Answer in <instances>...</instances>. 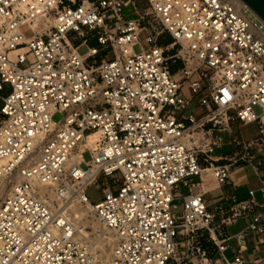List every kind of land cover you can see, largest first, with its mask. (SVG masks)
<instances>
[{
    "label": "built area",
    "instance_id": "built-area-1",
    "mask_svg": "<svg viewBox=\"0 0 264 264\" xmlns=\"http://www.w3.org/2000/svg\"><path fill=\"white\" fill-rule=\"evenodd\" d=\"M147 2L141 12L132 0H0V184L15 177L0 201V264H98L89 227L61 210L68 202L112 232L110 264H180V247L205 235L212 250L193 246L183 264H248L249 234L264 236V25L244 1ZM236 122H256L258 136L234 135ZM223 132L234 151L216 156ZM243 163L261 199L251 189L210 207L204 178L226 186ZM101 176L92 203L87 187ZM248 215L230 259L224 227Z\"/></svg>",
    "mask_w": 264,
    "mask_h": 264
},
{
    "label": "rangeland",
    "instance_id": "rangeland-1",
    "mask_svg": "<svg viewBox=\"0 0 264 264\" xmlns=\"http://www.w3.org/2000/svg\"><path fill=\"white\" fill-rule=\"evenodd\" d=\"M132 1L135 2V4L137 5V7L139 8V10L141 12L150 11L149 4H148L147 0H132ZM134 8H135L134 5L126 7L124 9V14H126V15L128 14V16H134L135 15V13H134L135 9ZM251 18L255 19L257 17L254 15V13H252ZM257 23L260 26H262V24H263L262 21L259 20L258 18H257ZM154 26H155V28H154L155 32L161 31L162 27L160 25L155 24ZM23 30L25 31L26 34L30 33V31L27 30L26 28H24ZM158 40H159L160 44H162L164 47H168L173 42V39L171 38L170 34H168L166 31H163L158 35ZM94 44H96V40L91 41L89 45H94ZM178 48H179L178 45H175L174 48H168V49H166V54L169 55V54L176 53ZM87 49H88L87 46H82L80 48V52L83 54L87 51ZM141 50H142V47L140 45L135 46L136 52H141ZM111 58H112L111 55L107 56V59H111ZM2 106H3V100L0 99V109ZM255 111L258 115L263 113V109L259 106H255ZM62 118H63V114H61L59 112H57L54 115V119L56 121H59ZM234 126H235V129L233 131V134L237 135V136H241L244 140L253 139L256 136H258V134H259V126L256 122H251V123L236 122L234 124ZM223 136L226 139V142L228 143L232 140L233 135H231V133L227 132L226 134H223ZM231 149H232V146L225 145L223 147V149L216 150V153L220 152V153L227 154L226 152L231 151ZM85 157H86V159L90 158L89 154H86ZM83 166L86 167L85 164ZM242 172L246 173L245 175L248 179H253L255 177V174L253 173V170L251 168H248L247 170L243 169ZM16 177H17V179H19L18 176H16ZM14 180H15L14 176L10 177L8 180L6 179V182H5L6 185L4 184L1 188L2 190H0V201L2 200L3 195L10 189L11 184ZM108 180H109L108 178L101 176L98 180V183L91 184L87 187V196L89 197V199L92 203H95V202L102 199L103 189L100 185L104 184ZM110 181L112 182V179H110ZM121 183H122V178H121ZM119 185H120V183L115 185L114 188L117 189ZM41 188H42L43 193H45L47 191V188H45V186H42ZM187 192H188V187L182 186L178 190V192L176 193V200L174 203L178 204V211H180L182 209V205H181L182 204V196L184 194H186ZM214 195H215L214 192L210 193L208 195V198L210 201L213 200ZM46 197L50 201H52V199H54L53 194L50 191L46 193ZM69 203L73 204V202H68L67 204H69ZM59 205H60V203H59ZM75 205H77L81 209L85 210L87 212V215L89 216V217H87V215H86L84 217V222L82 224L87 225L90 229L89 231L92 233V235H91L92 238L91 237L89 238V236H88L87 239L90 240L94 244L95 249L97 250V254H98L97 255V262H98V264H110V261L112 258V246H113V239H114L113 234H111L109 231H107V229L99 221H97L94 213L92 212V209H90L88 206L85 207V206H82L80 204H75ZM67 209H68V211H71V213H73V211L70 207H67ZM64 210H65V208H64ZM94 225H97V229H95ZM87 235H89V234L87 233ZM101 238L104 239L103 243L100 241ZM199 241H200L199 243H196L197 241L185 243V246L180 247L179 256H181V257L183 256L181 259L178 260V261H180V264H183L184 262H188V261H186L188 258L187 259L184 258V255L186 256L187 254H190L192 248H194L193 246H197L199 244V245H202V247H205V248L212 250L213 245L209 241V239L206 235L201 236L199 238ZM187 246H189V248H190L188 250V252H186ZM185 252H186V254H184ZM103 253L105 254V258H103ZM170 264H176V262L172 261ZM189 264H190V262H189Z\"/></svg>",
    "mask_w": 264,
    "mask_h": 264
},
{
    "label": "crops",
    "instance_id": "crops-1",
    "mask_svg": "<svg viewBox=\"0 0 264 264\" xmlns=\"http://www.w3.org/2000/svg\"><path fill=\"white\" fill-rule=\"evenodd\" d=\"M227 132H223L222 134H226ZM225 145L232 146L230 142H226L223 146L217 147L215 149L214 155L221 156L224 155V153L217 152L216 150L223 149ZM234 151V147L232 146L231 151L226 152L232 153ZM251 168L253 170V173L255 174V177L253 179H248L246 177V173H243V169ZM241 171V172H240ZM207 182H209L212 186L207 190V193L205 195L208 205L210 207H213L214 205H217L219 203H222L225 206H229V201L227 200L226 195H233L237 199H249L250 198V190H255V195L257 199H261V178L257 171L255 170L254 166L251 164H239L235 166L231 172L230 176V183L223 187H218L213 177L206 176L204 178ZM182 187V186H181ZM180 187V188H181ZM178 192V191H177ZM215 193L213 196V200L210 201L208 198V195L210 193ZM188 193V192H187ZM186 193V194H187ZM252 221V217L250 215L248 216H242L234 220L233 222L229 223L224 227L225 235L230 236L231 238L228 240V250L226 251V256L230 259L233 258L235 252L238 249V244L235 239V236L244 231L250 222ZM248 243V250L245 252V257L249 260L248 264H264V236L259 235L257 232H251L247 238ZM216 259L220 260V256L218 254H215ZM179 264V263H176Z\"/></svg>",
    "mask_w": 264,
    "mask_h": 264
},
{
    "label": "bare ground",
    "instance_id": "bare-ground-1",
    "mask_svg": "<svg viewBox=\"0 0 264 264\" xmlns=\"http://www.w3.org/2000/svg\"><path fill=\"white\" fill-rule=\"evenodd\" d=\"M227 1H230V2H234V3H236L239 7H244L246 4L242 1V0H227ZM247 6V5H246ZM248 7V6H247ZM250 9V8H249ZM251 10V9H250ZM259 20H261L262 21V23L264 24V20L263 19H261L258 15H255ZM253 30H254V28H253ZM255 32L257 33V34H259V35H261V36H263V38H264V35L263 34H260V32L255 28ZM18 176V178L20 179V175L18 174L17 175ZM8 178V176H4L3 177V179H2V182H1V184H0V190H2L1 188H2V186L5 184V182H6V179ZM18 179V180H19ZM6 185V184H5ZM42 186H44V185H40L38 188H37V191L38 192H40V193H42L43 194V191H42ZM44 188V187H43ZM60 207H61V210L63 209L64 210V208H65V210L67 211L68 209H67V207H70L71 209H72V211H73V213H71L72 215H73V217H75L76 218V221L78 222V223H81V225H83L82 223L84 222V217L87 215V212L85 211V210H83V209H81L79 206H77V205H75V204H71V203H69V204H67V203H60ZM88 207L91 209V206H89L88 205ZM87 217H89L88 215H87ZM94 227H95V229H97V225H94ZM107 231H109L111 234H112V232L110 231V230H108L107 229ZM105 237V236H104ZM100 241L103 243V241H104V239H100ZM103 251V250H102ZM103 258H105V254L103 253Z\"/></svg>",
    "mask_w": 264,
    "mask_h": 264
},
{
    "label": "water",
    "instance_id": "water-1",
    "mask_svg": "<svg viewBox=\"0 0 264 264\" xmlns=\"http://www.w3.org/2000/svg\"><path fill=\"white\" fill-rule=\"evenodd\" d=\"M251 9L254 15L264 20V0H243Z\"/></svg>",
    "mask_w": 264,
    "mask_h": 264
},
{
    "label": "trees",
    "instance_id": "trees-1",
    "mask_svg": "<svg viewBox=\"0 0 264 264\" xmlns=\"http://www.w3.org/2000/svg\"><path fill=\"white\" fill-rule=\"evenodd\" d=\"M171 38H172V37H171ZM172 39H173V38H172ZM181 64H182V62L179 61L178 63L174 64L173 67L176 68L177 66H179V65H181Z\"/></svg>",
    "mask_w": 264,
    "mask_h": 264
}]
</instances>
